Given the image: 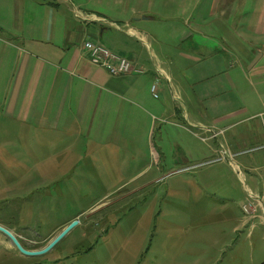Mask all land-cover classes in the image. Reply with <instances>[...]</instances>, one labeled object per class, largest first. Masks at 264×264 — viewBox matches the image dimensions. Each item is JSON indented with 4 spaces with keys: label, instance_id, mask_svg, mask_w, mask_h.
Segmentation results:
<instances>
[{
    "label": "rangeland",
    "instance_id": "1",
    "mask_svg": "<svg viewBox=\"0 0 264 264\" xmlns=\"http://www.w3.org/2000/svg\"><path fill=\"white\" fill-rule=\"evenodd\" d=\"M120 1L115 12L133 7L139 14L131 17L150 18L136 22L147 32L141 34L150 68L156 65L170 77L158 71L154 82L157 97L152 98L160 110L153 105V153L142 146L138 130L131 159L107 153L73 159L62 150L53 159L31 160L29 152L21 160L16 153L34 147L42 158L43 144L17 142L16 127L0 128V169H6L1 172L24 174L20 183L37 188L34 195L6 204L22 202L43 236L55 237L76 221L45 255L61 260L45 264H260L264 32L255 28L264 0ZM73 19L80 27L81 20ZM192 23L200 32L194 34L199 42L194 51L191 39L177 42L175 36L176 29L187 31ZM210 59L220 70L206 69L207 77H197L196 68L207 67ZM207 86L209 96L202 94ZM206 128L218 133L208 137ZM240 150V155L229 152ZM244 165L251 168L256 191ZM10 182L15 183L0 177V183Z\"/></svg>",
    "mask_w": 264,
    "mask_h": 264
},
{
    "label": "crops",
    "instance_id": "2",
    "mask_svg": "<svg viewBox=\"0 0 264 264\" xmlns=\"http://www.w3.org/2000/svg\"><path fill=\"white\" fill-rule=\"evenodd\" d=\"M86 1L0 0V128L16 127L17 142L43 144L42 158L34 147L17 152V159H27L29 152L31 160L53 159L62 150L73 159H96L106 153L113 159L120 155L131 159L137 150L138 130L142 146L153 153L149 149L151 126L160 105L153 101L151 86L163 70L156 65L150 68L146 34H141L147 32L136 23L150 18L131 17L139 14L133 7L122 15L115 12L113 6H120V0L108 5L102 0ZM261 8L255 29L264 32V5ZM229 11L230 15L234 12ZM193 13L194 9L188 11ZM74 17L81 20L80 27L72 24ZM175 33L177 42L191 39V50H196L197 25ZM87 35L128 58L140 72L111 75L90 63L83 49L84 41H93ZM194 59L199 63L198 56ZM206 69L212 74L220 70L210 59L207 67L196 68V76L207 77ZM164 77L170 79L167 74ZM209 88L204 87L202 94L209 96ZM165 109L164 105L160 113ZM207 130L208 137L218 133ZM229 152L240 155L243 150ZM244 169L256 191L251 168L244 165Z\"/></svg>",
    "mask_w": 264,
    "mask_h": 264
},
{
    "label": "flooded vegetation",
    "instance_id": "3",
    "mask_svg": "<svg viewBox=\"0 0 264 264\" xmlns=\"http://www.w3.org/2000/svg\"><path fill=\"white\" fill-rule=\"evenodd\" d=\"M3 170L6 169H0V177H4L9 181H15V183H0V264H45L61 260L60 257L53 256L52 259L47 260L45 255L48 251L41 254L23 253L3 231L4 229L9 232L27 252L42 250L54 237L51 235L43 236L38 231L37 226L32 225L36 221L35 217L34 220H29L30 216H25L27 210L23 209L22 202L21 205L20 202L12 203L11 205L6 204L11 199L23 198L25 195L28 196L31 193L34 195L37 188L26 189L27 187L20 183L21 179L25 176L24 174L1 172ZM32 202L34 208H36L35 200H32ZM32 213L34 214L33 210ZM64 257L67 256L65 255Z\"/></svg>",
    "mask_w": 264,
    "mask_h": 264
},
{
    "label": "built area",
    "instance_id": "4",
    "mask_svg": "<svg viewBox=\"0 0 264 264\" xmlns=\"http://www.w3.org/2000/svg\"><path fill=\"white\" fill-rule=\"evenodd\" d=\"M83 49L88 56L90 63L95 66H99L107 69L111 75H123L130 72H140L136 69L131 61L125 56L119 55L99 42L94 41H84ZM156 86L153 84L151 86V92L154 97H157L155 93Z\"/></svg>",
    "mask_w": 264,
    "mask_h": 264
},
{
    "label": "water",
    "instance_id": "5",
    "mask_svg": "<svg viewBox=\"0 0 264 264\" xmlns=\"http://www.w3.org/2000/svg\"><path fill=\"white\" fill-rule=\"evenodd\" d=\"M76 223V221H73L70 225H68L67 227H65L57 236H55L50 242L49 244L44 247L42 250L40 251H37V252H27L25 251L19 244L18 242L14 239V237L9 233L7 232L6 230L3 229V231L12 239V241L15 243V245L18 247V249L20 251H22L23 253H29V254H41V253H44L46 251H48L49 249H51L55 244L56 242L68 231L69 228H71L74 224Z\"/></svg>",
    "mask_w": 264,
    "mask_h": 264
},
{
    "label": "trees",
    "instance_id": "6",
    "mask_svg": "<svg viewBox=\"0 0 264 264\" xmlns=\"http://www.w3.org/2000/svg\"><path fill=\"white\" fill-rule=\"evenodd\" d=\"M260 264H264V260Z\"/></svg>",
    "mask_w": 264,
    "mask_h": 264
}]
</instances>
